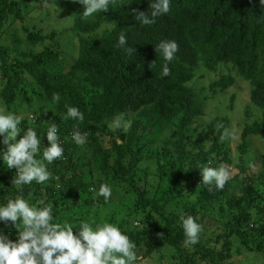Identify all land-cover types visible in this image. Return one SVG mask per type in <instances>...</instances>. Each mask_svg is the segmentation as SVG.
I'll use <instances>...</instances> for the list:
<instances>
[{
    "label": "trees",
    "instance_id": "16d2710c",
    "mask_svg": "<svg viewBox=\"0 0 264 264\" xmlns=\"http://www.w3.org/2000/svg\"><path fill=\"white\" fill-rule=\"evenodd\" d=\"M28 1L0 0V96L9 112L23 110L20 135L26 127L35 129L41 151L48 145L47 124L56 123L63 154L46 165L52 178L44 184L17 188L15 169L0 166V203L22 195L30 203L50 204L54 219L74 227L90 220L112 223L134 243V264H234V254L264 264V6L259 0H170L169 12L148 25L131 10L147 14L149 0H113L107 11L86 19L78 0ZM42 1L46 18L54 12L56 22L69 18L71 25L55 29L40 25L46 18L39 17L38 26L29 20ZM16 20L22 26L5 38V27ZM66 33L73 39L69 48L60 39ZM121 33L124 47L117 44ZM161 40L177 44L168 76H161L164 61L155 51ZM128 47L135 52H126ZM199 64L206 72L223 64L206 89L187 84ZM237 75L248 81L250 92L235 160L230 137H220L230 131L227 112L236 95L229 96L221 114L206 115V106ZM65 105L78 108L84 119H64ZM119 113L131 121L126 132L108 128ZM199 118L206 125L194 130ZM75 128L86 133L83 145L71 139ZM254 136L263 151L253 153L250 163L244 159ZM204 165L230 166L223 189L201 184L198 166ZM101 183L112 189L107 203L89 191ZM181 213L202 225L196 245L184 244ZM0 229L13 240L19 231L11 222Z\"/></svg>",
    "mask_w": 264,
    "mask_h": 264
},
{
    "label": "clouds",
    "instance_id": "9594fccd",
    "mask_svg": "<svg viewBox=\"0 0 264 264\" xmlns=\"http://www.w3.org/2000/svg\"><path fill=\"white\" fill-rule=\"evenodd\" d=\"M112 2L113 0H78V3L83 6V11L80 12L81 19L107 11ZM259 3L264 6V0H259ZM169 8L170 0H149L151 11L147 14L136 9L131 11L136 20L148 25L153 23L157 16L168 13ZM51 17L46 19L51 20ZM117 44L120 47L126 45L124 33L119 35ZM125 51L131 54L135 52V49L128 47ZM155 51L164 61L161 66V76H168V63L174 59L177 51L176 42L161 40L155 44ZM231 67L227 64V71L234 72ZM196 68L195 65L193 71ZM213 75L216 80L218 75L214 73ZM235 81L238 80L235 78ZM243 82L248 83L247 80ZM249 92V85L246 93L242 87L238 99L245 98ZM232 93L236 95L235 92ZM52 100L59 102V94L53 93ZM65 107L64 119L77 121L84 119L83 113L75 106L65 105ZM28 116L32 117L31 114ZM35 117L32 119L35 120ZM21 119V116L0 107V143L6 146L0 149V166L15 169L12 185L17 188L29 185L33 181L36 184L47 182L52 176L46 165L60 159L63 154L56 123L47 124L43 136H46L48 145L43 146L41 151V137H38L35 129L26 127L20 135L24 129L19 126ZM130 127L131 121L126 119L123 113L117 114L108 123V128L111 130L120 129L126 132ZM232 135L231 131L224 129L220 139L223 140ZM71 139L76 145H83L86 142V133L75 128ZM249 166L254 167L251 164ZM198 168L201 184L214 186L217 190L223 189L230 179V169L225 166L204 165ZM89 191L97 197H103L106 203L112 195L111 187L105 183H101L98 188L90 187ZM179 221L184 235V244L196 245L202 225L194 216H185L183 213ZM8 222H11L19 231L16 233V239L13 240L3 229H0V264H134L135 261V245L118 226L90 220L81 221L79 227H74L67 221L54 219L52 206L43 201L30 203L22 195L6 199V202L0 203V224L6 225ZM74 228L78 229L76 234L73 232Z\"/></svg>",
    "mask_w": 264,
    "mask_h": 264
},
{
    "label": "rangeland",
    "instance_id": "374dc122",
    "mask_svg": "<svg viewBox=\"0 0 264 264\" xmlns=\"http://www.w3.org/2000/svg\"><path fill=\"white\" fill-rule=\"evenodd\" d=\"M29 4H33L32 1H28ZM47 6V2L46 1H42L40 2L38 5L35 6V9L31 12V15H29L28 17L30 18L29 20L35 22L39 17H42V18H46L45 15H44V10ZM51 10H52V7H50ZM50 13H52V11H50ZM54 15H56V13L53 12ZM52 15L51 17V20H43L41 21V23H45V24H40V25H45L46 27L49 26V28H56V29H59L62 25H66V26H70L71 25V19L69 18H61V19H57V22L54 20L55 19V16ZM67 22V23H65ZM58 23V24H57ZM35 24L38 26V23L35 22ZM19 25L22 26V23H20L18 20H16L15 22L13 23H8L7 24V27H5L4 29V36L5 38H9V32L11 30H13V28H19ZM45 28V27H43ZM62 37H60L62 43L64 44V48H69V46H71V44L73 45L72 43V40H67V33L66 34H63L61 35ZM71 50V49H70ZM223 66V64H220L217 68L216 71H204L203 68L199 66L195 69V75L194 77L187 82L188 85L194 87V88H207L209 82L214 78V75L213 73L216 72L218 73V70ZM240 78L238 75L236 76V80H238L236 82V85L235 83H233L232 85H230L229 87H227L226 89H224L223 92H220L218 94L219 98H215V99H209L207 101V106H206V115H211L212 113H217V114H221L222 111L224 110V107L227 105V100L230 96V94L232 92H235L236 93V98L238 99V96L240 95V92H241V88L243 87L244 90H245V93L247 92V89H248V85L246 82H243V81H240ZM243 80V79H242ZM1 84V82H0ZM238 88H237V87ZM236 99L235 103H234V107L233 109L230 111V112H227L228 116L230 117V121H231V127H230V131L233 133V135L230 137V140H229V147H230V151H231V156L235 158H237L238 156V153L236 152L237 149H236V145H237V142L239 141L238 140V135H239V131L241 129V124H242V119H243V111H244V107L246 104H248L247 100H246V97L245 98H239L238 100ZM220 103V104H219ZM26 105V104H25ZM0 107L4 108L6 111H9L6 109V106L0 96ZM247 107V106H246ZM19 108V107H18ZM254 110L252 107L249 106L248 108V111H252ZM21 114H18L19 116H24V112L22 109H20V112ZM17 115V114H16ZM30 115V114H29ZM206 125V120L205 119H202V118H199L197 119L196 123H194V130H200L202 129L203 127H205ZM257 136H254L250 139V146H251V150L248 152V154L245 156L246 159H244L246 162H250L252 163V154L254 153L255 155H258L260 154L262 151H263V142L262 140L257 137ZM226 168H230V166H225ZM111 206L109 207V209H105L104 211H107V210H111ZM117 208H120V206H117ZM125 210H121L122 214H124ZM256 263L257 262H260V259L259 260H255ZM251 261L250 260H247L243 257H240V255H237L234 254V264H252L250 263ZM255 263V264H256ZM254 264V263H253Z\"/></svg>",
    "mask_w": 264,
    "mask_h": 264
}]
</instances>
